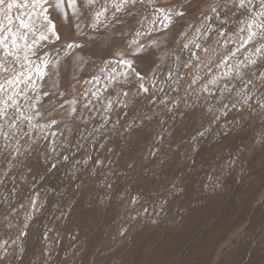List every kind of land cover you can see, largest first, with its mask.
<instances>
[{
  "label": "rangeland",
  "instance_id": "1",
  "mask_svg": "<svg viewBox=\"0 0 264 264\" xmlns=\"http://www.w3.org/2000/svg\"><path fill=\"white\" fill-rule=\"evenodd\" d=\"M79 48L86 56L69 71L85 75L66 91L60 65ZM53 92L63 93L62 107L49 114ZM186 107L194 114L183 130L166 136ZM129 126H143L136 148L150 156L135 173L133 143L119 150ZM196 132L198 164L231 136L236 152L249 153L251 179L227 177L213 207L203 208L209 198L182 202L167 228L153 229L167 202L151 177ZM179 171L188 183L198 175L186 163ZM262 185L264 0H0V241H16L9 264H88L99 227L138 213L135 264L157 252L173 264H208L245 221L246 232L264 231V202L252 203ZM109 195L118 200L103 217L84 211ZM251 243L220 264H244Z\"/></svg>",
  "mask_w": 264,
  "mask_h": 264
},
{
  "label": "clouds",
  "instance_id": "2",
  "mask_svg": "<svg viewBox=\"0 0 264 264\" xmlns=\"http://www.w3.org/2000/svg\"><path fill=\"white\" fill-rule=\"evenodd\" d=\"M74 55H79L74 49ZM71 60L66 59L64 70L62 72V79L65 81V90H75L76 85L84 78V73H80L79 77L69 71ZM51 96V98H50ZM63 100V93L53 92L51 94L45 93V105L43 110L51 114L58 111ZM50 110V111H49ZM201 133L196 132L190 138L183 148L177 153L179 159H167L160 162V169L158 174H153L151 177L153 187L157 193V200H164L167 202L166 215L162 216L159 220H153L151 225L153 229L159 227L161 229L168 227V220L175 209L181 203L190 204L192 201H202L217 195L223 189L222 181L227 177H232L236 183L245 184L249 180V170L247 169L248 151L241 149L231 157V162L227 168L220 165L216 155H209V162L207 164L201 162L197 163V157L201 152V146L198 141ZM258 141H254L257 143ZM139 156V161L137 157ZM128 159L132 161L129 165L131 172L135 173L138 169H143L144 161L149 160L150 156L147 151L143 155H139V150L135 147H129ZM215 161V165L213 164ZM183 163L195 169L198 175L189 184L183 172L179 168ZM123 183V178L120 179ZM106 191H111V186ZM83 193H77L74 199L83 196ZM85 199L87 197L85 196ZM118 200V197L111 195L106 196L103 202L97 201L96 206L91 202L84 205V211H93L98 216L103 217L107 214L109 209L113 207V202ZM264 202V185L259 187L253 199V207L260 205ZM76 207L75 204L72 206ZM123 211H127L125 206H122ZM123 213H121L122 215ZM142 214L138 213L136 216L124 218L122 221L119 217L111 219L106 225L99 227L96 232L92 243V253L88 260V264H135L134 256L136 249L133 247V239L137 234V227L133 224L136 221L139 224V217ZM248 229V222L245 223L229 234V237L218 245L215 252L212 254L208 264H220L222 253L231 251L232 248L247 239L252 243L249 245L248 250L244 254V264H264V231L261 229L251 230ZM16 241L13 240L9 243L8 240L0 241V264H9L12 258V245ZM8 247H4V245ZM253 248L255 254H253ZM174 258H169L167 254L162 252L154 253L152 258L147 261V264H173Z\"/></svg>",
  "mask_w": 264,
  "mask_h": 264
},
{
  "label": "bare ground",
  "instance_id": "3",
  "mask_svg": "<svg viewBox=\"0 0 264 264\" xmlns=\"http://www.w3.org/2000/svg\"><path fill=\"white\" fill-rule=\"evenodd\" d=\"M27 21L30 22L31 21V18H29ZM37 30H40V29H38V28L37 29H34V31H37ZM86 50L87 49H84V48L77 49L76 52H78L79 55H76V58L75 59H72V56H71V61L73 63H78V61L83 60L84 59V56H86V53H85ZM92 56L93 55H90V57H92ZM64 62L60 65V71L61 72H62V70H64ZM122 73H123V69H122ZM122 75H123V78L127 77V75H124V74H122ZM108 97H112V96L109 95ZM100 98H102V97L100 96ZM104 103L105 104H109L110 102H109V100H105ZM104 103H103V106H104ZM104 107L106 108V105ZM193 107H186L183 110V112L180 111V112H178L176 114V116L172 120V124L174 122V125L171 124L172 126L171 127H168V129L166 131V136L169 135V133L171 132L172 129H173V132H176V133H180L183 130V128L185 127L183 125V121L185 122L186 119H188L192 114H194V112H193L194 111V108ZM67 123H68V121H67ZM142 127H140L139 130L138 129L135 130V127H130V126L127 127L126 130H125V132H124V134H123V138H125L124 139V145L119 150L126 151V149H128V145H130V144L129 143H126L127 141H130V143H133L132 147H135L136 148L139 145V143L137 141H135L134 138H136V136H137V140H139V137H138L137 134L140 133V132H142V131H140L142 129ZM230 137L225 140V142H224L225 147H220V148H218L216 150V149H214V147L217 145V143L214 142L212 144L213 149H212L211 154L217 156V159H218L220 165H222L223 167H225V165L228 164V162H230L231 157L233 156V153H236V150H237V144L236 145H230V144H228V142L230 140ZM208 158H209V156L205 160H203V163L207 164L209 162ZM215 163L216 162L213 161V164L214 165H215ZM113 164L114 165L116 164V166H119V164H121V160L118 161V162L117 161L114 162V159H113L111 165L113 166ZM138 182H139V180H138ZM212 201H214V200L212 198H209V201H207L206 204H204V207L203 208L206 209L207 205L210 207ZM211 207H213V205ZM191 215H192V213H191ZM191 215H190V217H191ZM190 217H189V219H190ZM180 218H183V217H180ZM189 219H188V221H189ZM202 219H204V217ZM202 221H200V222H202Z\"/></svg>",
  "mask_w": 264,
  "mask_h": 264
}]
</instances>
